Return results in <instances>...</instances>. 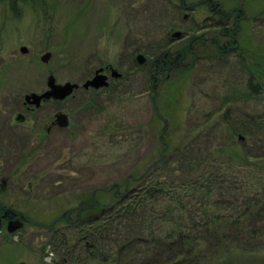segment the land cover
<instances>
[{
	"label": "rangeland",
	"instance_id": "obj_1",
	"mask_svg": "<svg viewBox=\"0 0 264 264\" xmlns=\"http://www.w3.org/2000/svg\"><path fill=\"white\" fill-rule=\"evenodd\" d=\"M218 1L226 10L242 4L248 20L240 21L243 29L237 38L247 49L255 47L264 66V0ZM188 13L189 21L183 22L177 4L170 0H17L14 5L0 0V174L6 176V186L0 188V203L38 222H23L12 232L3 223L0 264H51L53 260L72 259L78 250L62 246L61 254L56 242L48 240L50 231L46 225H51L66 205L75 204L80 195L96 189L94 194L102 198L98 187L122 184L128 172H141L164 145L158 136L167 137L171 144H181L180 152L172 150L170 155L175 162L167 164L173 170L176 167L175 172L158 171L159 177L179 180L187 174L185 154L207 155L240 139L239 134L243 135L238 141L246 158L263 151L264 140L256 143L246 139L243 132L232 135L238 117L244 118L245 112L264 111V76L262 88L255 96H248L247 60L242 61L237 52L224 58L202 45L204 53L199 52L191 69L176 75L172 70L167 79L162 75L155 85L157 91L151 90L146 69L136 68L135 63H144L137 62V52L145 54L147 62L158 48L173 50L185 42L184 36L173 38L171 29L188 30L192 36L202 24H214L204 21L209 14L205 7ZM208 29L214 34L218 27L211 25ZM21 45L28 51L21 52ZM45 51L51 52L47 62L40 59ZM109 64L124 74L111 78L108 86L97 90L81 85L98 67L104 66V71ZM50 73L58 82L71 80L80 85L63 100L45 104L42 111L61 107L71 114L72 121L68 129H56V137L50 141L38 142L34 130L24 127L26 122L15 121L9 114L24 110L23 94L42 89ZM153 101L161 105L164 115L158 122L154 121ZM230 106L232 116L224 119L222 112ZM9 123H18L12 127L11 137ZM196 128L200 129L197 133ZM28 146L38 153L23 159ZM226 176L235 174L227 171ZM245 181L243 178L242 186L220 198L217 211L232 213L246 204L250 195ZM235 197L237 200L228 205ZM252 217L242 218L238 228L234 214L227 216L231 225L224 232L235 237L244 226H253L259 233L264 229V215ZM60 222L63 218L56 221ZM259 242H264V231L255 244ZM148 247H136L133 256L125 258L129 262H125L142 264L168 259L163 262L166 264L172 257H180L174 250L155 248L154 244ZM210 252L211 249L200 252L199 258L216 264H264V254L233 257L224 263L220 257L215 259L219 250Z\"/></svg>",
	"mask_w": 264,
	"mask_h": 264
},
{
	"label": "trees",
	"instance_id": "obj_2",
	"mask_svg": "<svg viewBox=\"0 0 264 264\" xmlns=\"http://www.w3.org/2000/svg\"><path fill=\"white\" fill-rule=\"evenodd\" d=\"M6 1L14 5L17 0ZM215 42L214 40L210 46V50L214 53L217 52ZM253 47H249L250 51H248L240 43L235 51L242 56V61L247 60L245 66L248 68L246 79L248 96H255L258 89L262 88L261 76H264L263 62ZM159 49L162 48H158V53L163 52ZM175 50L182 52L185 48L178 45L172 51ZM199 50L200 46L196 42L191 43L187 48L194 61ZM135 64L138 69H146L150 84L152 81L157 83L158 79L153 76V72L159 69V66L155 67L149 61L142 65ZM173 67L175 75L182 70L177 65ZM167 71L169 70L166 69L164 72ZM155 73L158 75L157 72ZM153 106L154 121L164 119L160 110L161 105L153 101ZM231 116L230 106L222 112V117L225 119ZM199 130L196 128L194 131L197 133ZM238 132H243L246 139L252 138L256 143L264 140V111L245 112L244 118L238 117L232 135ZM158 138L164 145L157 158L141 172L138 174L128 172L122 184L116 182L108 187H98L102 198L94 194L91 208L76 214L72 222L63 220V223L53 224L51 228L50 224L46 225L50 228L48 240L56 242L59 252L62 246L78 250L72 259L65 261L62 258L59 262L53 260L51 264H76V262L127 264L129 260L125 258L132 257L136 247H148L149 244H154L155 248L177 251L180 257L174 256L171 263L166 264H216L212 260L204 262L199 258L200 252L209 249L211 252L219 250L215 259L220 257L224 259V263L233 257L251 258L264 254V242L255 244L264 229L257 233L255 227L244 226L241 232H236L235 237L224 232L231 225V221L226 218L229 215L234 214V222L238 228L239 223L243 221L242 218L264 215V147L261 153L249 154L246 158L243 149L239 146L240 139H234L207 155L185 154L184 164L192 170L189 172L187 167L186 178L179 180L174 177H159L158 171L168 169L171 170L170 173L175 172L176 167L173 166V170L167 164L175 162L170 155L172 150L180 152L181 144L178 142L171 144L167 137L158 136ZM227 171L233 172L235 176H226ZM153 175L155 177H152ZM243 178L246 180L244 187L250 195L246 204L236 207L232 211L233 214L217 211L216 206L222 201L220 198L242 186ZM79 197L85 198V193ZM108 197L110 200H107ZM236 200L235 197L228 205H232ZM6 237L9 238L10 235ZM234 238L236 240H233ZM248 239L253 241L249 242ZM77 247L79 249H75ZM163 262L142 264H163ZM38 263L39 261L36 262Z\"/></svg>",
	"mask_w": 264,
	"mask_h": 264
},
{
	"label": "flooded vegetation",
	"instance_id": "obj_3",
	"mask_svg": "<svg viewBox=\"0 0 264 264\" xmlns=\"http://www.w3.org/2000/svg\"><path fill=\"white\" fill-rule=\"evenodd\" d=\"M170 1L172 3L177 4V7L179 8L183 22L189 21V17H190V14L188 13L189 10H191L193 13L197 10L198 7H205L207 9V11L209 12V14H206L203 17L204 21H206V20L207 21H213L214 24H209V27H211V25H214V26L218 27V30L217 31L213 30L214 34H210V29H208L209 27L206 26L208 24H202L200 28L198 27L199 29L197 31L200 34L197 33V34L190 36L188 33L189 32L188 30L184 31V30H180V29H171V31H172L171 34L176 30L182 32V36H184V38L186 39L185 42L182 44V47L184 46L185 51L177 52V50H175L173 52L172 50L167 49V50H163V52H159V53L156 52L155 55L151 59H149V62H151L155 67L159 66V69H157L156 71L154 70L155 72L158 73V75L155 72H153L154 77H156L158 80L162 75H163V79H165L166 77L169 78L168 74L174 68L173 65H177V66L181 67L182 70H188L189 71L191 69L193 63H194V60L190 56L189 52H187V48L189 47V45L191 43H195L197 41H199V46H200L199 52L204 53V51L201 50V46L205 45V47H210V46H212L211 43L215 40L216 41L215 42V44H216L215 49L218 53H220L219 54L220 57L222 56V57L226 58L230 53H235L237 47L240 45V41L237 38V35H239V33L243 29L242 22L240 23V21L246 20L245 22H247V20H248V19H246V17H247L245 15L246 12L243 9L242 4L237 5V6H232L231 8L226 10L224 8V4L218 0H196V1L170 0ZM255 19H257V18H255ZM204 27L207 28L206 29L207 32H199L200 29L204 28ZM217 43H220V45ZM21 46H24V45H21ZM198 56H199V53H197L196 59H198ZM207 56L209 58L214 59V57H211L209 55H207ZM147 59H148V57H146V60ZM214 60H216V59H214ZM102 67H104V66H102ZM112 68L113 67H111L110 64L104 68L103 73H106L108 75V77L106 78L108 83L104 86H101V87L108 86L110 84L111 78H118V77L122 76L123 73L120 70H119L121 73L120 76L111 75V69ZM166 69H168L169 71L164 72V71H166ZM155 85H156V82L152 81V83L150 84V88L152 91L156 90ZM46 88H47V84L42 89L35 90V91L41 92V91L45 90ZM92 89L97 90V88H92ZM24 94H23V98H22L24 110L16 109L15 112H12L9 114V117L11 119L14 118L15 121L20 120V121L26 122V124H23L24 127H26L27 130L28 129L34 130V135H35L34 139L36 141L37 140H38V142L50 141L51 137H56V129L57 130L68 129V127L70 126V123L72 121L71 114L68 111L62 109L61 107L53 108L51 110L49 109V110H43L42 111V109L46 103L61 101L64 98H54V97H49V98H45V99L42 98L39 106H36L35 104L29 103L28 101H26L24 99ZM68 96H66V97H68ZM58 110L66 111V113L68 115V121H69L68 124L61 125L58 123V120L56 117V112ZM17 124L18 123H9L8 124V137H11L12 127L16 126ZM25 138L27 140V135ZM37 153H38V150L36 148H34L33 146H28L25 153L23 154V159L26 156L29 157V156L37 155ZM7 155H8V153H7ZM20 165H21V163H20ZM19 168H20V166H19ZM1 179H5V181H6V176L3 174H0V180ZM93 191L94 190H90L89 192H86L85 198L79 197L75 204L70 203V205H66V207L61 211V213L63 211L65 213L60 218L55 219L56 218L55 217L53 219H55L57 221V220L63 218V220H65L69 223L72 222L74 220L76 214H79L84 209L87 210V209L91 208L92 199H93V195H94ZM21 213H22L21 211H17L12 207H9L3 203H0V230L3 226V223H5L6 230L8 231V229H7L8 221L11 219H14V218H18V217L22 218V220L24 222H31L33 224L34 223L38 224V222L31 220L29 217H28L29 220H26V218L21 217ZM56 221L51 223L50 227H52V225L54 223H56ZM46 228L50 229L48 227H46Z\"/></svg>",
	"mask_w": 264,
	"mask_h": 264
},
{
	"label": "water",
	"instance_id": "obj_4",
	"mask_svg": "<svg viewBox=\"0 0 264 264\" xmlns=\"http://www.w3.org/2000/svg\"><path fill=\"white\" fill-rule=\"evenodd\" d=\"M173 38H180L182 37V32L181 31H174L172 33ZM21 52H27L28 48L26 46H21L20 48ZM51 52L50 51H45L40 55V59L43 62H47L48 58L50 57ZM136 60L139 63H143L146 60V55L143 54L142 52H138L136 54ZM111 75L114 76H120L121 73L120 71L116 70L115 68L111 69ZM108 75L106 73H103V67H98L94 74L88 78H86L81 85L84 86L85 88L92 87V88H99L101 86H104L108 83L107 78ZM47 88L41 92L38 91H29L25 92L24 94V99L28 101L29 103L35 104L36 106H39L41 99L49 98V97H54V98H65L66 96L70 95L79 85L80 83L77 81H71V80H65L63 82H58L56 81V78L54 77L53 74H49L46 80ZM21 116V115H20ZM56 117L58 120V123L63 125V124H68V115L66 111L64 110H58L56 112ZM239 138L242 139L243 135L239 134ZM5 179H1L0 181V188L4 189L6 184H5ZM96 189H94L93 193L95 192ZM65 212L63 211L56 219L61 217ZM21 217L26 218V220H29V218L24 214L21 213ZM55 219L52 220L51 223H53ZM22 218H14L8 221L7 223V229L8 231L12 232L18 227H20L23 224Z\"/></svg>",
	"mask_w": 264,
	"mask_h": 264
}]
</instances>
